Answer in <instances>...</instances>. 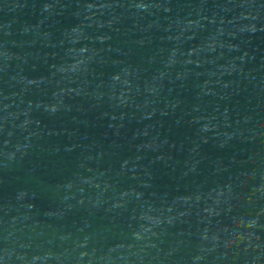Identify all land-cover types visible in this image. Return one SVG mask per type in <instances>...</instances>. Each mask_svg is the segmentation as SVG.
I'll list each match as a JSON object with an SVG mask.
<instances>
[{"label": "water", "instance_id": "obj_1", "mask_svg": "<svg viewBox=\"0 0 264 264\" xmlns=\"http://www.w3.org/2000/svg\"><path fill=\"white\" fill-rule=\"evenodd\" d=\"M0 166L66 264H264V0H0Z\"/></svg>", "mask_w": 264, "mask_h": 264}]
</instances>
